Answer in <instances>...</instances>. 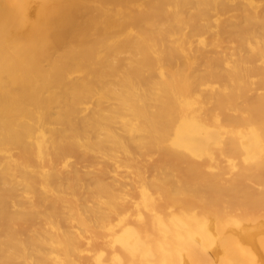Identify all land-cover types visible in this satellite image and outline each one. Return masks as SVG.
<instances>
[{
  "label": "bare ground",
  "instance_id": "6f19581e",
  "mask_svg": "<svg viewBox=\"0 0 264 264\" xmlns=\"http://www.w3.org/2000/svg\"><path fill=\"white\" fill-rule=\"evenodd\" d=\"M0 264H264V0H0Z\"/></svg>",
  "mask_w": 264,
  "mask_h": 264
}]
</instances>
